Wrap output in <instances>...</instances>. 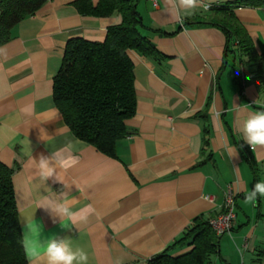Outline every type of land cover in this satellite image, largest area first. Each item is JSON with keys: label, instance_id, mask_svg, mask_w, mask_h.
<instances>
[{"label": "crops", "instance_id": "0c3cea01", "mask_svg": "<svg viewBox=\"0 0 264 264\" xmlns=\"http://www.w3.org/2000/svg\"><path fill=\"white\" fill-rule=\"evenodd\" d=\"M76 1L47 0L0 46V161L13 168L22 240L33 217L45 237H68L73 247L84 249L88 264H147L195 217L219 213L230 190L233 228L219 237L218 252L204 264H264V197L255 205L245 202L253 188L246 157L256 161L264 181V147L252 150L241 131L251 113L264 110L256 64L234 54L237 44L225 54L227 39L219 26L196 22L209 9L198 5L186 15L182 11L181 20L170 14L168 0H133L139 31L158 55L128 50L135 111L125 120L129 134L116 142L115 156H107L71 133L53 100V78L66 42L102 40L107 28L121 21L116 10L104 16L82 13ZM233 12L256 51L264 53V6L242 5ZM230 148L238 155L231 158ZM52 153L74 160L57 168L67 189L39 178L36 160ZM64 192L73 211L87 207L89 213L75 226L69 222L68 229L38 207ZM190 248L185 244L170 253Z\"/></svg>", "mask_w": 264, "mask_h": 264}, {"label": "trees", "instance_id": "16d2710c", "mask_svg": "<svg viewBox=\"0 0 264 264\" xmlns=\"http://www.w3.org/2000/svg\"><path fill=\"white\" fill-rule=\"evenodd\" d=\"M47 0H0V46L11 38L12 28L36 12ZM82 13L97 16L118 11L120 23L109 26L102 40L70 38L64 47L60 67L53 78V100L71 133L98 151L115 156L116 142L129 134L125 120L135 111L133 63L129 49L144 55H158L153 43L139 31L140 17L133 0L76 1ZM264 6V0H233L209 8L196 22L219 26L225 33V54L243 55L256 64L257 79L264 87V53L259 54L233 9L237 6ZM233 53V52H232ZM253 176L259 181L256 161L246 157ZM13 168L0 161V264H26L11 174ZM219 237L208 218L195 217L182 236L147 264H204L218 252ZM185 244L191 248L172 255L171 250Z\"/></svg>", "mask_w": 264, "mask_h": 264}, {"label": "clouds", "instance_id": "9594fccd", "mask_svg": "<svg viewBox=\"0 0 264 264\" xmlns=\"http://www.w3.org/2000/svg\"><path fill=\"white\" fill-rule=\"evenodd\" d=\"M215 2L216 0H168L169 12L174 18L182 20V11L186 15L198 5L207 10ZM217 116H219L218 112ZM241 131L243 140L251 146L252 150L258 146L264 147V110L251 113L244 120ZM228 155L232 158L238 153L230 148ZM36 161L39 178L44 183L50 178L62 182L58 176V166L67 168L74 163L71 159H59L57 153H52L51 156L41 155ZM63 187L67 189L69 186L63 184ZM66 195L67 192L61 193V199L38 207L48 210L53 217V222L58 218L60 226L68 229L69 222L75 226L78 221H86L89 213L87 207L73 211L71 202L63 198ZM260 197H264V181L254 184L252 190L246 194L245 202L255 205ZM22 243L29 264H37L38 261H44V264H88V253L84 249L73 247L72 240L68 237L61 238L56 235L45 237L42 225L33 217L26 222Z\"/></svg>", "mask_w": 264, "mask_h": 264}, {"label": "built area", "instance_id": "2783aa9c", "mask_svg": "<svg viewBox=\"0 0 264 264\" xmlns=\"http://www.w3.org/2000/svg\"><path fill=\"white\" fill-rule=\"evenodd\" d=\"M154 4L158 0H151ZM236 43H232V48L236 49ZM211 199V197L207 196ZM236 217L235 212V197L233 193L228 190L225 193L222 209L219 213L210 216L208 218L209 224L214 230L215 234L220 237L224 233H228L232 230Z\"/></svg>", "mask_w": 264, "mask_h": 264}]
</instances>
